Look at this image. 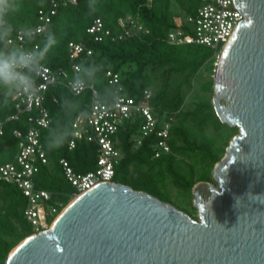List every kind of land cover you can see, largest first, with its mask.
Masks as SVG:
<instances>
[{"label": "trees", "instance_id": "1", "mask_svg": "<svg viewBox=\"0 0 264 264\" xmlns=\"http://www.w3.org/2000/svg\"><path fill=\"white\" fill-rule=\"evenodd\" d=\"M25 4L14 22L33 27L38 22L39 10L47 9L49 0L43 8L36 7L35 0H25ZM199 5L198 0H78L76 5L60 7L48 25L58 43L44 66L71 68L75 61L68 56L69 43H84L93 50V55H82L76 62L80 67L89 64L96 67L91 84L96 86L102 101L108 102L112 98L113 87L107 81L106 73L113 71L119 74L126 95L139 98L145 90H150L158 116L164 112L174 114L170 131L172 152L160 158L155 157L154 137L146 139L140 147H134L132 139L138 132V124H129L118 132L115 139L123 158L116 165L113 180L174 206L179 205L171 196L170 186L181 194L185 207L186 204L191 206L193 188L199 182L213 181L215 165L239 131L221 123L212 98L197 102L190 109L184 106L200 71L205 68L215 72L216 52L200 45H170L166 36L175 28L176 16H194ZM127 16L139 17L149 33L116 40L108 37L96 42L87 32L95 20L101 19L104 27L115 36L120 32L119 20ZM43 39V35H38L33 43L40 44ZM151 74L157 76L158 82ZM214 84V79L207 80L202 91L213 95ZM91 100L90 91L75 96L64 87L50 89L46 94L45 106L52 122L42 131L41 141L49 164L40 167L34 180L38 188L53 193L51 204L58 207L59 213L76 193L65 178L60 162L65 160L75 172L85 174L98 168L100 151L97 144L86 141H79L72 150L67 143L58 151H50L48 142L62 134L72 138L73 122L79 115L89 112ZM14 102V96H0V121L15 114ZM27 127L25 116L7 124L0 140L1 163L13 161L18 153L19 144L12 135L13 130L26 131ZM26 207V198L16 186L0 182V264L6 263L9 254L23 240L36 235L25 218ZM55 218L50 217L49 222Z\"/></svg>", "mask_w": 264, "mask_h": 264}, {"label": "water", "instance_id": "2", "mask_svg": "<svg viewBox=\"0 0 264 264\" xmlns=\"http://www.w3.org/2000/svg\"><path fill=\"white\" fill-rule=\"evenodd\" d=\"M246 20L224 47L213 106L238 128L192 190L199 220L131 186L101 183L74 198L5 264H264V0H234Z\"/></svg>", "mask_w": 264, "mask_h": 264}, {"label": "built area", "instance_id": "3", "mask_svg": "<svg viewBox=\"0 0 264 264\" xmlns=\"http://www.w3.org/2000/svg\"><path fill=\"white\" fill-rule=\"evenodd\" d=\"M198 1L200 5L194 16L174 18L175 28L167 34L166 41L174 46L208 47L216 52L218 59L237 28L247 18L241 15L234 0ZM77 2L78 0H49L48 8L39 10L38 22L33 26L37 36L46 32L60 7L76 5ZM118 26L120 32L113 36L112 32L104 27L103 21L97 19L87 32L94 36L96 42H102L108 37L116 40L124 37H141L149 33L136 16L121 18ZM17 43L22 42L18 40ZM68 54L70 59L75 61L71 68L44 66L36 77L38 86H41L38 93L27 100L19 94L15 95V114L8 115L0 121L1 140L7 124L27 117V130L14 129L12 132L18 140V153L13 161L0 162V182L16 186L26 198L27 207L24 215L35 233L47 230L51 224L49 218L59 215L58 207L51 204L53 193L38 188L34 180L40 167L49 164L48 155L41 141V133L48 129L52 122L50 112L45 106L46 94L50 89L64 87L75 96L90 91L92 96L89 112L79 115L73 122L69 148L74 149L79 141L97 144L100 151L98 168L82 174L75 172L67 161L60 162L65 178L76 192L72 199L101 183L114 182L116 165L123 158L115 136L129 124L139 125L138 132L132 139L135 148L140 147L146 139L154 137L156 141L152 146L156 158L172 152L170 131L174 114L164 112L158 116L152 104L153 94L150 90H145L139 98L130 97L124 93L119 74L108 71L106 79L113 87L112 98L108 102L100 99L99 92L93 84L75 93L70 87V80L81 68L76 60L85 54L92 56L93 50L84 43L71 42ZM54 102L57 103V100L54 99Z\"/></svg>", "mask_w": 264, "mask_h": 264}, {"label": "clouds", "instance_id": "4", "mask_svg": "<svg viewBox=\"0 0 264 264\" xmlns=\"http://www.w3.org/2000/svg\"><path fill=\"white\" fill-rule=\"evenodd\" d=\"M25 0H0V96L10 98L19 94L24 99L34 97L41 86L36 77L44 69L49 53L58 40L52 28L42 33L44 39L34 44L37 33L29 25H17L14 18L21 14ZM35 6L43 8L46 0H35ZM22 43H17V41ZM96 67H81L71 78L70 87L78 93L91 86ZM72 139L61 135L48 142L49 150L58 151Z\"/></svg>", "mask_w": 264, "mask_h": 264}, {"label": "rangeland", "instance_id": "5", "mask_svg": "<svg viewBox=\"0 0 264 264\" xmlns=\"http://www.w3.org/2000/svg\"><path fill=\"white\" fill-rule=\"evenodd\" d=\"M208 48V47H207ZM221 57V55H219V58ZM219 58L217 59V60H219ZM218 63V62H217ZM215 70H216V67H215ZM215 73L216 72H214V71H212V72H209L207 69H202L201 71H200V73L196 76V79H195V82L193 83L194 84V88H193V90L188 94V96H187V99H186V102H185V109H190V108H192V107H194V105L197 103V102H200V101H202V100H205V99H208V98H212V100H213V96H214V93H213V95H211V94H208V93H204L203 91H202V86L204 85V83L205 82H207V80H209V79H214L215 78ZM151 76H152V78L155 80V82H158V78H157V76L156 75H153V74H151ZM239 134V131H238V133L236 134V135H238ZM235 135V136H236ZM233 139V138H232ZM231 139V140H232ZM230 140V141H231ZM230 143V142H229ZM227 149V148H226ZM225 154H226V152H225ZM225 154H224V156H225ZM224 156H223V158H224ZM222 158V159H223ZM221 159V160H222ZM210 183H213V184H215L216 185V183H215V181H214V179H213V181H211ZM198 184V183H197ZM170 193H171V196H172V198H173V200L174 201H176L177 203H178V205L179 206H184V207H179V206H176L178 209H180V208H186L188 211L187 212H185V213H187L188 215L190 214V216L193 218V219H195V220H199V217H198V210L195 208V206H194V196L192 197V205L190 206V205H188V204H186V207H185V205H183V203L181 202V200H182V196H181V194L176 190V189H174L173 187H171L170 186ZM74 198H76V197H74ZM73 198V199H74ZM72 199V200H73ZM71 200V201H72ZM180 210H182V209H180ZM63 211V210H62ZM61 211V212H62ZM60 214V213H59ZM57 218V217H56ZM55 218V219H56ZM52 224V223H51ZM51 224H50V226H51ZM33 227V226H32ZM34 229V228H33Z\"/></svg>", "mask_w": 264, "mask_h": 264}]
</instances>
